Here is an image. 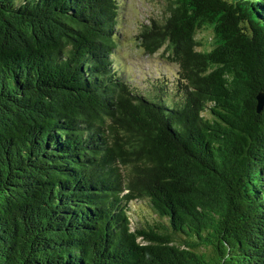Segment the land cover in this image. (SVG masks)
Wrapping results in <instances>:
<instances>
[{
  "label": "trees",
  "instance_id": "1",
  "mask_svg": "<svg viewBox=\"0 0 264 264\" xmlns=\"http://www.w3.org/2000/svg\"><path fill=\"white\" fill-rule=\"evenodd\" d=\"M120 3L0 0V264H264V0H170L143 88Z\"/></svg>",
  "mask_w": 264,
  "mask_h": 264
},
{
  "label": "rangeland",
  "instance_id": "2",
  "mask_svg": "<svg viewBox=\"0 0 264 264\" xmlns=\"http://www.w3.org/2000/svg\"><path fill=\"white\" fill-rule=\"evenodd\" d=\"M170 0H121L120 26L121 37L115 53L123 62V71L130 76L131 82L141 88L147 86L155 78L165 76L168 80H174V72L177 70L176 63L160 51L155 54H145L139 47L137 35L141 28L151 23V19L162 22L167 16V5ZM203 32L200 36H207ZM132 212L142 208L140 204L132 205Z\"/></svg>",
  "mask_w": 264,
  "mask_h": 264
},
{
  "label": "water",
  "instance_id": "3",
  "mask_svg": "<svg viewBox=\"0 0 264 264\" xmlns=\"http://www.w3.org/2000/svg\"><path fill=\"white\" fill-rule=\"evenodd\" d=\"M264 106V94L259 93L257 95V111H259Z\"/></svg>",
  "mask_w": 264,
  "mask_h": 264
}]
</instances>
